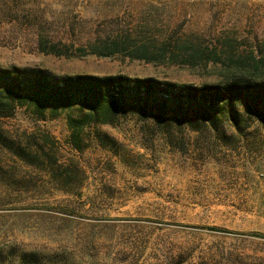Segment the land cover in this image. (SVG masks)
<instances>
[{
	"label": "rangeland",
	"instance_id": "rangeland-1",
	"mask_svg": "<svg viewBox=\"0 0 264 264\" xmlns=\"http://www.w3.org/2000/svg\"><path fill=\"white\" fill-rule=\"evenodd\" d=\"M0 68L264 77V0H0ZM180 127L169 143L128 117L98 127L108 147L79 152L65 114L0 118V264H264V128ZM42 132L59 146L53 167L14 151Z\"/></svg>",
	"mask_w": 264,
	"mask_h": 264
},
{
	"label": "trees",
	"instance_id": "trees-1",
	"mask_svg": "<svg viewBox=\"0 0 264 264\" xmlns=\"http://www.w3.org/2000/svg\"><path fill=\"white\" fill-rule=\"evenodd\" d=\"M19 109L37 120L65 114L68 145L79 152L94 139L108 147L106 141L112 139L98 127L116 126L133 116L151 118L155 132L163 133L169 143L177 124L226 137L228 127L238 132L264 128V77L236 72L221 84L194 85L124 74L55 77L44 70L0 68V118L12 117ZM73 111L79 115L74 116ZM41 136V143L28 141L14 151L29 164L46 162L53 167L59 146L48 133ZM20 259L24 264L38 261L36 254H22Z\"/></svg>",
	"mask_w": 264,
	"mask_h": 264
}]
</instances>
